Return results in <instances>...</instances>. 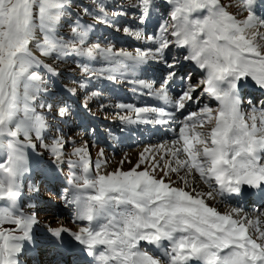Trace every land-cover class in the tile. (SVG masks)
<instances>
[{"label": "snow or ice", "instance_id": "obj_1", "mask_svg": "<svg viewBox=\"0 0 264 264\" xmlns=\"http://www.w3.org/2000/svg\"><path fill=\"white\" fill-rule=\"evenodd\" d=\"M72 4L0 0V156L5 157L0 201L7 202L0 206V264H25L26 252L37 246V216L31 205L24 209L21 181L32 171L29 150L52 131L53 108L63 121L76 114L67 101L48 102L55 95L51 84L58 63L72 58H78L87 81L129 83L134 94L162 102L111 104L125 128L176 124L177 129L169 144L145 148L130 170L102 174L101 159L92 171L88 142L76 147L75 138L57 126L42 146L56 166L63 163L64 149L73 146L70 155L78 159L67 163L80 174L72 173V188L62 197L74 220L86 225L78 231L49 228L51 244L63 248L67 234L92 264H264V211L253 218L237 205L222 213L206 201L245 195L264 200V104L257 107L245 95L250 82L264 91V16L256 14L257 0H235L236 13L221 0H125L116 7L90 0L83 12L95 24L70 19ZM164 8L157 30L147 31L143 26ZM121 17L133 24H121ZM64 22L71 29L67 35L60 31ZM96 24L122 31L139 46L117 48L107 36L94 40ZM186 64L192 71L181 75ZM153 65L166 70L159 81L146 78ZM193 72L201 74L195 82ZM78 87L87 85L82 80ZM99 95L86 91L81 107L91 112L87 101ZM157 172L163 175L158 178ZM173 173L183 186H174ZM194 174L207 192L188 190Z\"/></svg>", "mask_w": 264, "mask_h": 264}, {"label": "rangeland", "instance_id": "obj_2", "mask_svg": "<svg viewBox=\"0 0 264 264\" xmlns=\"http://www.w3.org/2000/svg\"><path fill=\"white\" fill-rule=\"evenodd\" d=\"M107 2L113 7L116 4L119 5L125 3V0H107ZM258 6L259 4H257V7ZM84 7H91L90 0H73V4L70 8L69 18L75 20L78 17L82 23L95 24V21L91 16L84 14L83 12ZM229 10H231L234 13L237 12L236 9L231 7L229 8ZM166 12H167V8L163 11H160V13L154 14L152 18L157 17V19H155V21H150L149 23H147L145 29L149 32L156 31L158 16L165 14ZM240 17L241 16H239L238 18ZM129 19L131 18L121 17L120 20L123 21L120 23L121 24L127 23ZM102 25L96 24L95 27L98 28L99 26ZM107 28L109 27H106V29ZM98 29H96L94 32H97ZM109 29L114 30L113 28H109ZM60 31L62 34L67 35L70 33L71 29L69 25L66 22H64L60 28ZM118 33H119L118 35H120L123 32L121 31ZM99 34L100 33H98V35H95L93 39L95 40V37H99ZM110 40L113 44L117 46L115 36L110 38ZM77 60L78 58H72L67 60V62L58 63L57 71L59 75L52 78L53 82L51 84V88L53 89L55 95L48 97L49 103H52L54 101L56 103H59L61 101H67L62 98L63 95H61V91H63V89L66 87L77 88V85L81 82L79 80L81 78L83 80L86 79L83 76L82 69L79 66ZM48 62L53 63L51 59H49ZM92 66H95V64ZM156 67H162V66L156 65ZM151 72L154 73L156 71L155 69H151ZM196 75L197 73H193L192 76L193 82L199 79V78H195L197 77ZM254 88L256 89L257 87L254 86ZM113 98L114 100L111 104L118 103L119 99H120L119 102H124L125 95H121V96L116 95ZM128 98L129 97H127V99L125 100V103L136 104L135 101L130 102ZM96 100L97 99L95 97L93 98L92 102L97 108L95 110H97L98 115H100V117L103 119L102 122L104 124L108 122H112L110 126L111 133L113 134L115 131L122 130L124 126L119 122V120L115 116V112L118 110L112 108L110 106L111 104L106 103V101H103L102 103L109 106L106 109H102L100 105H98ZM149 100L152 99L150 98ZM205 101L211 104V102L208 101L206 97H205ZM260 104L262 105L264 104V102H261ZM72 106L76 114L73 116L71 120H69L70 122H67V124H65L64 127H60L59 124L60 119L56 117L55 108H53L51 115H49L48 117L50 124L52 125V131L48 134L47 139L40 142L35 149L29 150V157H30V162L32 164V171L26 174L27 176L26 179H22L21 191L24 193V199H23L24 209L28 210L29 205H31V211L36 214L38 222L36 225H34V235L37 241V246L35 247L34 250H30L26 252L25 256L23 257L25 264H73L74 260L78 261V264H92V260L90 257H88V262L90 263H84L81 259H77L76 257H73V255L67 254L68 252L63 253L62 257L59 256L57 257V255L50 257L48 254L49 250H52L54 253L59 254L55 250L56 247H54L50 242L49 232H48L49 228L63 227L69 229L70 231H78L79 227L86 225V222H77L74 220L73 208L65 204L62 197V193L64 192L65 189L72 188V184H71L72 173L75 172L77 175L80 174V170L78 168L72 169L67 163L68 160L76 161L78 159L76 156L70 155L73 146L69 145V147L64 149L65 156L61 166H56L54 164L53 158L51 157L50 153L46 151L42 146L44 143H50L52 135L56 133L57 126L59 127V129L63 130V133L65 134L66 137L70 136L75 138V140L77 141V143L75 144L76 147L82 146L84 144V141L88 142L87 146L90 152V162L92 166V171L95 172L96 160L101 159L102 161H104V163L102 164V168L100 170L102 174L110 173L118 168L124 171H128L138 163L140 154L144 152L145 148L154 149L161 144L167 145L172 140L168 138L167 140L159 141L156 145L153 142H147V141H145V143L142 142L141 144H138L140 143V140L137 141L136 139L138 136L137 133L136 135H134V134H130L129 132L127 134H123L120 132L118 135H114V138L108 139L107 142V147H109L114 143V145L118 147L119 151L109 152L103 149L104 156L100 157L99 153L102 150L101 147L102 148L105 147L104 144H101L97 141H93L92 133H90L89 131L87 132L83 131V133H81L78 123L74 121L75 119H78L77 116L80 114L78 110L74 107V105ZM211 106L213 108L215 107V105L212 104ZM36 110L38 112L44 111L39 107H37ZM154 127L157 129V133H159L158 138H163L164 137L162 136L163 130H160L162 129L161 126H154ZM123 135H129L130 141H128L125 137L121 139L118 138L119 136H123ZM162 154L163 153H161V155ZM145 155H148V153H145ZM4 159L5 157L0 156V162H2ZM144 167L145 165H141V169H143ZM156 175L159 178L163 174L157 172ZM170 176L172 180L176 181V184L174 186L177 187L183 186L182 182H180L176 174L173 173L170 174ZM188 179H189L188 190H190L192 187H196L198 191L207 192L209 190L206 185L205 186L207 190L205 188H202V185L198 184V182L200 183V181L196 180V178L193 179V177L190 176ZM29 187L33 188L32 192L28 191ZM206 201L210 205L212 204V206H218L219 204H222L220 202V197H217L215 200L206 198ZM6 203H7L6 201H0V206H4L6 205ZM226 205L234 206L233 203L232 204L228 203ZM64 239H65V244H64L65 246H63L64 250H69L71 247L78 248L79 252L76 251L75 249V254L78 255L79 257L86 256L82 246H80L78 242H75L71 236L66 234ZM36 252L40 253L39 258L41 260H37ZM46 255H48L50 258L47 259Z\"/></svg>", "mask_w": 264, "mask_h": 264}, {"label": "bare ground", "instance_id": "obj_3", "mask_svg": "<svg viewBox=\"0 0 264 264\" xmlns=\"http://www.w3.org/2000/svg\"><path fill=\"white\" fill-rule=\"evenodd\" d=\"M229 12H231V13H234V12H232L231 10H229ZM249 85L250 86H252L253 88H254V86L255 87H259V86H257L254 82H250L249 83ZM153 101H155V102H158V101H156L155 99H153V98H151ZM175 129H177V128H175ZM168 133V132H167ZM169 135V134H168ZM169 138L170 139H173V136H169ZM195 176H196V180H198L199 181V179H198V175L197 174H194ZM198 184H200V185H202V188H205L206 189V186L200 181V183L198 182ZM207 190V189H206ZM234 204V206H237L236 204H235V201H233V200H231V201H227V202H224V203H222V204H219L218 206H216L217 208H218V210L219 211H221L222 213L224 212V211H226L227 209H228V205H226V204ZM225 204V205H224ZM243 203H241V201H239L238 202V205L240 206V207H242L243 205H242ZM212 205V204H211ZM243 208V207H242ZM244 209V208H243ZM244 211L246 212V213H248V214H250V215H252L253 216V218H255V214L257 213L256 212V210H253V209H248V208H245L244 209ZM82 251V250H81Z\"/></svg>", "mask_w": 264, "mask_h": 264}]
</instances>
